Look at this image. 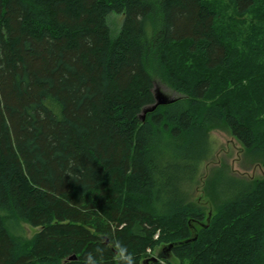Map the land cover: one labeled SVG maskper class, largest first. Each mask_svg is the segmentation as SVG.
<instances>
[{
	"label": "trees",
	"instance_id": "1",
	"mask_svg": "<svg viewBox=\"0 0 264 264\" xmlns=\"http://www.w3.org/2000/svg\"><path fill=\"white\" fill-rule=\"evenodd\" d=\"M222 127L264 164V0H0V264H264V177L188 200Z\"/></svg>",
	"mask_w": 264,
	"mask_h": 264
},
{
	"label": "rangeland",
	"instance_id": "2",
	"mask_svg": "<svg viewBox=\"0 0 264 264\" xmlns=\"http://www.w3.org/2000/svg\"><path fill=\"white\" fill-rule=\"evenodd\" d=\"M123 18L124 16L122 14L117 13H113L109 16V24L113 35L119 33ZM248 18L242 20L235 19V23L241 32V41L244 44L246 37L251 32V25L247 20ZM227 19H229V17ZM156 86L161 87L166 93L173 97L179 96L178 93L174 92L160 81L156 82L155 87ZM199 157V173L196 180L191 184L192 187L189 186L188 200H191L192 203L198 205L204 211L205 222L211 219L212 214L216 212L217 208V204L211 200L209 195V192H214V190L210 188L211 184L208 178H211L216 172L223 173L224 171L244 179H262L264 177V164L260 162L256 163L252 156L247 155L243 143L227 127L213 128L208 132L204 139L203 148ZM23 225L24 235L28 238H32L38 228L28 223H24ZM162 252L164 253V245H159L154 250L148 249L146 256L142 258L139 264H142V261L148 256L155 255L160 257ZM165 254H170V251L167 253L165 252ZM168 259L171 264L178 263V260L171 254ZM159 260L162 261L164 259L160 257Z\"/></svg>",
	"mask_w": 264,
	"mask_h": 264
},
{
	"label": "water",
	"instance_id": "3",
	"mask_svg": "<svg viewBox=\"0 0 264 264\" xmlns=\"http://www.w3.org/2000/svg\"><path fill=\"white\" fill-rule=\"evenodd\" d=\"M154 97H155V102L143 108V111L141 113V118L143 121L145 120L148 112L154 111L159 105L169 104V103L174 102L177 99V97H173L169 95L159 86H156L154 88ZM170 247H172V244L170 245ZM168 256L169 254H164L163 256H160V257L166 258ZM160 257L155 256V255L147 257L142 261V264H156L159 261ZM73 258H75V256H72L70 259H73Z\"/></svg>",
	"mask_w": 264,
	"mask_h": 264
},
{
	"label": "flooded vegetation",
	"instance_id": "4",
	"mask_svg": "<svg viewBox=\"0 0 264 264\" xmlns=\"http://www.w3.org/2000/svg\"><path fill=\"white\" fill-rule=\"evenodd\" d=\"M164 252H169V251L165 249Z\"/></svg>",
	"mask_w": 264,
	"mask_h": 264
}]
</instances>
